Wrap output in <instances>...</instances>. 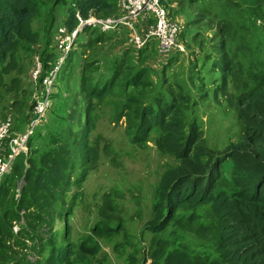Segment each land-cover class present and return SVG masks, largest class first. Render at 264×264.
Returning a JSON list of instances; mask_svg holds the SVG:
<instances>
[{
  "label": "trees",
  "instance_id": "trees-1",
  "mask_svg": "<svg viewBox=\"0 0 264 264\" xmlns=\"http://www.w3.org/2000/svg\"><path fill=\"white\" fill-rule=\"evenodd\" d=\"M161 2L166 7L168 0ZM183 4L192 8L193 25L214 19L215 26L203 28L213 34L211 53L193 54L202 57V65L212 74L208 78L202 74L194 81L192 72L197 67L188 61L181 67L184 73L174 74L172 80L163 77L171 71V60L179 50L158 55L155 39L135 49L123 27L103 32L84 24L77 32L50 94L51 105L57 96L63 101L54 131L50 132L52 123L46 125L49 147L36 149L33 155L17 154L10 173L1 180L0 264L16 258L20 264H112L100 255L99 241L124 232L121 210L114 201L116 192L104 194L100 220L77 242L71 241V228L65 222L72 205L64 201L68 194L69 199L80 198L87 170L97 163L99 147L89 144V120L94 101L106 98L125 117V132L132 143H142L154 132L157 149L175 160L154 188L151 215L142 227V232L150 233L148 245L140 259L129 253L123 264H264V0H183ZM58 6L63 7L60 26L71 32L90 17H114L119 0H0V101L4 89L17 83L13 72L18 69L20 52L38 41L35 21L42 22L46 45L52 41V49L43 46L38 58L43 70L37 81L42 83L57 55L53 35ZM259 17L263 21L257 26ZM79 34L83 42H77ZM200 34L195 29L191 41ZM241 43L255 53L237 49ZM231 49L236 51L235 58ZM153 63L159 68L152 69ZM213 72L219 75V82L215 80L219 84L207 86ZM230 80L238 85L232 102L242 131L223 148L209 147L195 120L194 95H210L219 103ZM62 86L68 95L59 92ZM51 105L38 124L50 108L51 114L55 103ZM24 117L29 122L32 111ZM65 117L75 119L78 128L68 130ZM21 179L24 182L18 189ZM16 188L18 198L12 192ZM32 207L38 213L28 214L38 230L30 223L13 235L12 221L19 218L21 209ZM57 221L63 222L62 243L57 242ZM180 230L208 242L210 249L193 254L180 239ZM16 236L22 241L23 254L12 250L15 245L10 240ZM29 253L38 259L32 261Z\"/></svg>",
  "mask_w": 264,
  "mask_h": 264
},
{
  "label": "rangeland",
  "instance_id": "rangeland-1",
  "mask_svg": "<svg viewBox=\"0 0 264 264\" xmlns=\"http://www.w3.org/2000/svg\"><path fill=\"white\" fill-rule=\"evenodd\" d=\"M164 3V2H163ZM171 19L178 17L181 19V26L183 32L180 31L177 41L179 44V54L174 56L171 60V71L163 75L169 80L173 79V75L182 73V65L190 62L195 64L197 71L192 72L194 81L200 78L204 74L207 78L212 75L210 70L207 71L208 67L202 65V57L193 55L195 52L206 54L211 53V43L209 38L213 35L209 29L204 30V25L215 26L214 19L210 21L204 19L198 26L193 25L192 21V8H188L183 4V0H168L165 4ZM62 6L57 7L56 19L54 23V30L61 25L60 18L62 17ZM263 9V7H262ZM263 18L259 17L256 25H261ZM91 28L97 25H91ZM33 28L38 32V41L32 44L26 45L27 49L21 51L18 59V69L13 72L17 75V83L8 85L4 89V99L0 101V125L5 121L10 122V136L17 137L28 131V122H25L24 115H29L32 111L33 105L38 95L41 94L42 83L38 81L34 82L30 77L34 73V69L40 63L39 61L40 51L43 49H52L51 41V31L49 33L50 41L46 45V36L43 37L42 29L43 25L40 21H35ZM198 30L201 32L198 38L195 37L191 41V36L194 37L193 32ZM53 30V29H52ZM107 32L109 30H101ZM124 31V30H118ZM55 33V32H54ZM125 33V32H124ZM205 38H204V34ZM241 35H245L240 32ZM54 36V35H53ZM84 38L82 34H79L77 42H83ZM198 42L200 45L198 46ZM110 43H106L109 46ZM32 46V47H31ZM157 54H159L158 44L156 43ZM247 46L243 43L237 47L240 51L244 50V53H251V51L245 50ZM256 51V50H255ZM170 53V52H169ZM254 50L253 53L254 54ZM230 54L236 57V51L231 49ZM161 57V62H164V56ZM39 58V59H38ZM151 59V57L149 58ZM156 56L153 58V61ZM198 63V65H197ZM199 66V67H198ZM152 69H158L159 65L155 63L152 64ZM73 68V66H72ZM43 69V67H42ZM194 71V70H192ZM74 73L75 71H68ZM156 72L155 75H159L161 71ZM203 72V73H202ZM184 73V71H183ZM219 75L213 72V78L206 84L207 86H213L214 84H219ZM78 81V80H77ZM7 82H9L7 80ZM203 83V82H202ZM200 84H197L199 86ZM61 86V84H60ZM65 86V84H64ZM62 86L59 92L68 95V91ZM237 84H232L231 80L227 84V94L218 97L219 103H217L214 98L211 99L209 95L206 98H200V94L194 95V100L197 101L195 112V120L198 123L199 129L202 131L203 137L206 144L213 148H223L227 146L228 141L234 140L242 131V123L237 116L234 103L232 102V96L237 95ZM56 91V89H55ZM63 97L52 102L51 107L54 105L53 111L50 114L51 108L46 111L45 117L42 120V124L33 126L30 130L28 137V145L24 149H20L19 153H28L33 155L32 152L36 149H47L49 147L48 138L45 137L47 132L46 125L49 123L53 124L50 128V132L54 131V126H56L57 116L60 115L58 106L62 103ZM95 106L91 114L89 127V144L98 145L99 154L98 160L95 165L89 166L87 174L85 176L84 182L81 186V194L79 199H69L70 194L66 196L64 201L68 206H71V214L65 220L66 224L71 228L70 235L71 241L77 242L80 238L86 236L90 233L91 227L100 220L98 216V209L103 203V196L106 193H111L115 191L114 201L121 210V223L124 228L123 230L113 238L108 240L100 239V255L107 256V260L112 264H123L125 258L129 253H135L138 259L142 256L143 247H147L149 242L150 233L142 232L143 223L150 217L151 208L153 202L154 188L157 185L158 179L162 172L167 166H171L175 163L173 157L161 153L155 145L154 132L149 134V137L142 143H132L125 132V117L121 114L119 115L118 107L111 102L109 98L102 101H94ZM4 104V106H3ZM71 104H68L70 107ZM32 106V108H31ZM31 109V110H30ZM44 114V113H43ZM64 125L68 130L74 131L78 128L79 124H76L75 119L63 118ZM83 126V123H81ZM41 138V139H40ZM36 140H39L37 144ZM27 143V141H26ZM11 151L8 140L5 141L0 155L5 159L6 155ZM37 155V154H35ZM11 168V167H10ZM10 169L6 172L10 173ZM4 173L0 178V185L2 184V179ZM23 182L18 183V189L21 187ZM13 189L12 192L16 191ZM14 197L18 198V191L15 192ZM10 196V195H9ZM38 213V208L32 207L30 209H21L19 213V218L12 221L13 224L19 225L20 228L29 225L32 221V217L28 213ZM63 223V222H62ZM56 222L58 224V243H62L60 235L63 231V224ZM114 223V222H111ZM35 223H31L30 227L33 228ZM19 228V227H18ZM37 229V228H33ZM38 230V229H37ZM13 231V229H12ZM20 231L13 232V235H19ZM180 239L183 241L189 250L196 254L202 249H210L208 242L203 241L196 237V235L190 232H182ZM26 241V240H25ZM15 247L12 249L19 254H23L25 250H21L22 241L19 236L10 240ZM29 245L30 242H27ZM119 244L117 248L114 245ZM29 258L31 260L38 259V256L33 253H29ZM19 258L14 261H7L6 264H20ZM148 264V263H146Z\"/></svg>",
  "mask_w": 264,
  "mask_h": 264
},
{
  "label": "built area",
  "instance_id": "built-area-1",
  "mask_svg": "<svg viewBox=\"0 0 264 264\" xmlns=\"http://www.w3.org/2000/svg\"><path fill=\"white\" fill-rule=\"evenodd\" d=\"M143 20L149 21V27L146 32L141 33L139 25ZM84 24L97 25L101 30L123 27L128 31V43L135 49L143 47L151 39L157 41L159 52L164 54L180 47L177 37L181 31V24L176 19H171L168 9L161 0H119L118 14L114 17L106 19L90 17L71 32H68L64 26H58L53 36L57 55L42 78L41 94L37 96L35 105H33L32 117H30L28 122V131L21 136L11 137L9 120L0 125V152L6 140H8L11 149L5 159L0 155V178L10 169L19 150L25 148L31 128L38 124L41 116L49 106L50 94L57 72L64 63L77 32L81 28L80 26ZM37 63L39 65L33 70L34 73L30 75L34 82L38 80L43 70L40 63ZM19 225L13 224V232H17L20 229Z\"/></svg>",
  "mask_w": 264,
  "mask_h": 264
},
{
  "label": "crops",
  "instance_id": "crops-1",
  "mask_svg": "<svg viewBox=\"0 0 264 264\" xmlns=\"http://www.w3.org/2000/svg\"><path fill=\"white\" fill-rule=\"evenodd\" d=\"M176 19L181 22V19H179L178 17ZM148 27H149V21L143 20V21H141V23L139 25V31L141 33H144L148 30ZM159 53H161V52H159ZM161 54H164V53H161Z\"/></svg>",
  "mask_w": 264,
  "mask_h": 264
},
{
  "label": "water",
  "instance_id": "water-1",
  "mask_svg": "<svg viewBox=\"0 0 264 264\" xmlns=\"http://www.w3.org/2000/svg\"><path fill=\"white\" fill-rule=\"evenodd\" d=\"M80 27H82V25H81ZM80 29H81V28H80ZM21 182H24V180H23V179H21Z\"/></svg>",
  "mask_w": 264,
  "mask_h": 264
},
{
  "label": "clouds",
  "instance_id": "clouds-1",
  "mask_svg": "<svg viewBox=\"0 0 264 264\" xmlns=\"http://www.w3.org/2000/svg\"><path fill=\"white\" fill-rule=\"evenodd\" d=\"M119 29V28H118Z\"/></svg>",
  "mask_w": 264,
  "mask_h": 264
}]
</instances>
